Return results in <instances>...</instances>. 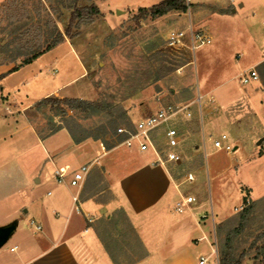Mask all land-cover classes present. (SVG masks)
<instances>
[{"label": "crops", "instance_id": "1", "mask_svg": "<svg viewBox=\"0 0 264 264\" xmlns=\"http://www.w3.org/2000/svg\"><path fill=\"white\" fill-rule=\"evenodd\" d=\"M194 1L216 3L225 9L201 20V25L211 30L209 23L215 17L253 26L256 17L264 13V0ZM212 39L209 45H214L215 36ZM247 43L256 47L260 40L251 35ZM64 45L73 53L72 67L74 63L79 66L70 78L63 71L66 49L53 53ZM77 48V43L68 39L15 71L9 72L14 63L0 64V74L7 73L0 81V230H7L0 245V264H200L202 257L208 258L206 264H214L217 225L243 203L225 210L215 200L208 202L206 196L186 189L190 181L179 178V162L162 163L152 149L141 150L102 137L78 142L64 126L42 136L49 123L43 128L32 118L38 102L48 96L96 98L87 82V56ZM249 49L234 46L223 54L210 48L202 59L220 53L217 60L225 57L226 63L236 67L241 60L252 58ZM262 62L264 50L237 73L243 90L225 88L220 81L205 92L199 86L203 110L207 102L223 108L243 98L258 108V120H264V88L249 85L260 78L247 84L241 80ZM135 103L140 106L129 110ZM148 105V99H134L124 106L125 113L135 123L147 116L141 114V107ZM193 121L189 126L197 128ZM250 129L252 139L258 132L264 137V130ZM27 133L30 141L33 139L30 144ZM261 156L264 151L254 158ZM84 164L89 165L84 180L73 185V171ZM65 166L66 176L58 179L56 170ZM243 185L252 200L258 199L254 186ZM188 196L196 199L187 202Z\"/></svg>", "mask_w": 264, "mask_h": 264}, {"label": "rangeland", "instance_id": "2", "mask_svg": "<svg viewBox=\"0 0 264 264\" xmlns=\"http://www.w3.org/2000/svg\"><path fill=\"white\" fill-rule=\"evenodd\" d=\"M159 1L0 0V58L8 56L5 49L2 50L6 44L9 43L8 48L16 44L28 48L35 47L39 42L44 43L46 32L53 29V24L65 31L76 8L95 4L100 14L94 15L92 20L88 16L82 17L80 28L73 29L72 35L66 40L77 43V51L87 56V82L96 97L95 101L102 102L106 108L94 114L80 107L75 108L68 115L54 116L53 122L68 121L80 135L93 133L114 143L120 140L116 128L133 124L124 106L130 105L134 99L149 100L147 107H141V114L149 115L163 105L192 99L197 83L203 92L214 87L218 81L224 82L225 88L243 90L237 73L259 58V53L264 50V13L256 17L253 26H244L240 20L215 17L209 23L211 30L208 25H201V20L212 13H224L225 9L221 5L193 0L189 12L187 9L171 10L158 16L140 10L141 7L150 9L152 4ZM190 21L196 28L205 27L212 38L215 36L214 45L203 47L196 53L185 45L169 46L165 39L168 34L186 28ZM251 35L260 40L256 47L247 43ZM234 46L250 48L252 58L241 60L236 67L235 64L226 63L225 57L217 60L216 54L220 53L213 55V59H202V54L210 48L225 54ZM63 49L68 53L63 71L65 77L70 78L71 73L78 72L79 66L74 63L72 67L70 58L73 53L68 45L53 53L59 54ZM19 60H23L22 57ZM256 68L260 80L249 85L264 88V62ZM57 83H60V79ZM132 95L135 96L130 99ZM139 106V103H135L129 110L133 108L135 111ZM203 112L206 148L201 142V127L196 117L193 122L197 121V128L190 125L185 129V155L176 166L179 178L187 181L186 174L193 172L196 179L185 188L206 196L208 202L210 199L215 200L225 210L243 203L241 208L235 209L229 222L226 220L217 225L218 255L214 264H220L219 248L222 247L225 234L237 225L246 203L245 197L251 199L250 190L243 184L254 186L258 199L255 200V207L244 230L233 244L236 264H258L262 255L257 259L254 256L264 245V237L259 238L264 231V195L258 196L264 191V156H254L264 151V137L257 131L263 132L264 120H258V108H252L243 98L223 108H214L207 102ZM51 116L48 106L35 108L32 118L41 127L47 128ZM208 122L211 130L208 129ZM250 128L258 132L254 139ZM222 133L229 135L232 152L213 146L209 136L215 138ZM20 137L25 139V133H21ZM26 139L29 144L33 142L28 133ZM235 144L239 148L234 149Z\"/></svg>", "mask_w": 264, "mask_h": 264}, {"label": "built area", "instance_id": "3", "mask_svg": "<svg viewBox=\"0 0 264 264\" xmlns=\"http://www.w3.org/2000/svg\"><path fill=\"white\" fill-rule=\"evenodd\" d=\"M186 9L188 12L191 9L193 0H185ZM169 46L180 47L187 46L193 53H196L200 48L208 46L212 43V36L205 27H194L190 21L184 29H176L168 34L165 38ZM258 71L254 68L241 78L244 84L249 83L254 79H258ZM203 98L204 95L197 83L195 96L185 102H173L171 104L161 106L157 111L142 117L130 126H118L116 135L120 137L119 144L127 146H138L141 150L152 149L159 157V161L166 162H182L185 155V129L189 126L196 116L201 127L202 143L206 148V137L203 130ZM213 146L218 150L232 151L233 147L228 141V135L222 133L219 137L213 138ZM200 147V145H199ZM67 168L60 167L56 170L58 179H64L67 174ZM89 170V165L84 164L79 169L73 171L71 183L73 185L80 184ZM187 181H193L195 175L193 172L186 174ZM196 198L188 196L187 202H192ZM34 222V221H32ZM37 228H40L37 225ZM217 253V250H216ZM207 257H202L200 264H206Z\"/></svg>", "mask_w": 264, "mask_h": 264}, {"label": "trees", "instance_id": "4", "mask_svg": "<svg viewBox=\"0 0 264 264\" xmlns=\"http://www.w3.org/2000/svg\"><path fill=\"white\" fill-rule=\"evenodd\" d=\"M186 3L185 0H162L159 3L154 4L150 9L141 7V11H149L152 16H158L166 14L171 10H185ZM100 14V9L95 5L92 4L90 6H83L76 8L72 14L69 21V24L65 31H62L56 24H53V29L46 32L47 38L44 43H38L35 47H22L18 44L13 46L12 48L6 44L3 46L2 50L8 53L7 57L0 58V64L6 63H14V66L9 70L15 71L21 65L31 63L36 58H38L43 53L51 50L58 44L62 43L66 40V37L72 35L73 29L80 28L83 20L82 17L88 16L90 20L94 15ZM1 51V50H0ZM22 57L23 60H19ZM7 75V73L0 74V81ZM37 108L42 109L43 107H50L51 112V120L49 122V127L45 132H42V136L54 133L62 126L66 127L69 132L72 134L76 141H81L87 137H94L99 138L98 135H94L93 133L87 134H79L77 130L68 123V121L64 122L60 121L59 123L53 122L54 116L60 115H68L69 110H74L75 108H82L90 114H94L106 108L105 104L100 101L95 100H88L83 98H60L57 96H48L37 103ZM67 122V123H65ZM131 123V122H130ZM132 125V123L130 124ZM79 127V126H78ZM103 134L105 133V129L102 130ZM245 206L243 207L242 211L239 214V220L237 225H235L232 229H230L224 236V241L222 247L219 248L220 251V264H236L235 263V249H234V239L244 230V227L248 221L249 215L252 213L256 201L252 199L245 200ZM227 220V222L230 221ZM226 222V223H227ZM222 229L220 227V233ZM260 237H264V231L259 235ZM259 255H262V260L258 262V264H262L264 262V245L261 246L259 251L255 254L254 258H258Z\"/></svg>", "mask_w": 264, "mask_h": 264}, {"label": "water", "instance_id": "5", "mask_svg": "<svg viewBox=\"0 0 264 264\" xmlns=\"http://www.w3.org/2000/svg\"><path fill=\"white\" fill-rule=\"evenodd\" d=\"M7 234V230H0V245L2 244L3 240L5 239Z\"/></svg>", "mask_w": 264, "mask_h": 264}]
</instances>
